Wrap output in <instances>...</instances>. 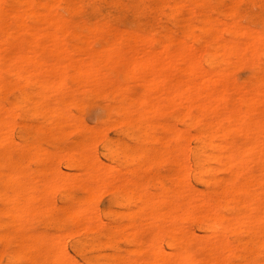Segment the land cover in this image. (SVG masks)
Instances as JSON below:
<instances>
[{
	"label": "bare ground",
	"instance_id": "1",
	"mask_svg": "<svg viewBox=\"0 0 264 264\" xmlns=\"http://www.w3.org/2000/svg\"><path fill=\"white\" fill-rule=\"evenodd\" d=\"M11 1H13V3ZM198 1L199 0H181L179 3L175 2L174 5H168L166 7L167 13L172 17H176V9L178 6L184 7V5L189 2ZM253 1L256 5L264 8V0ZM60 4H62V0H51L50 2L38 4L39 6L36 7L37 4L33 0H25L24 2L22 0H0V18L3 14H8L13 17L15 23L20 28H24L27 38L30 39L26 42L27 45L18 58V62L11 60V62L7 64L8 69L15 73L19 77V80L26 84L28 89L23 92L19 102L16 103V107H32L37 111L38 108L49 105L50 95L53 93L54 86L57 84L62 90L65 83L63 78H70L80 84H85L89 90H103L107 83L105 75L103 74L105 67H109L112 71H117L119 67L124 68L126 71L131 70L132 72L130 71V74L126 77V81L131 82L134 76L133 73L137 70L136 67L141 62V67L149 69V72L138 78V83L143 88L140 98L134 99L127 97L126 93L129 86L114 88L115 85H111L113 86L115 97L122 98L123 103L120 115L124 118H129V116L133 117L134 114L137 113L138 118H134V121L141 123V126L144 124L148 130H151L153 127L161 128L163 132L162 136L156 137L148 133L146 135V140L160 142L164 144V149H143L142 155L149 156L152 162H158L161 158L168 157V159H171L177 165V168L168 182H164L161 177H157L160 186L156 193L149 194L145 191L141 192L137 188L138 183L126 186L125 191L132 195L130 198L134 199L135 204L130 205L128 203L129 201H127V203L122 201L118 202L122 205L123 210H112L111 213L113 216L123 215L125 221L117 225L116 229L139 234L141 232L142 213H145L147 209L155 211L157 216L152 219V224L154 227H158L159 229L157 231L160 232L154 234L151 243L154 264H195L197 260L195 249L201 247L210 252L209 256L200 259L201 263L222 264V262L228 259L236 249L235 244L230 243V245H228L218 241L219 238L217 236L220 238L222 236L226 237V233L224 234L222 232L230 229H253L252 232L255 231L257 233L256 230H259L264 234V189L262 188L261 178L258 176L260 174H256V172L261 174L264 172V121L263 119H258L259 117L256 119L252 118L250 115L252 109L264 103V79L259 78L258 82L254 84L250 90L246 91V89L243 90L238 86L240 84L237 86L231 84L233 87L230 86V84L225 81L226 77L223 76L232 71L236 72L238 68L241 69V64L244 62L250 63L253 67H259V59L264 57V15H262L259 27L256 29L251 28L249 25H243L237 21L229 23L221 16H207L205 22L204 20L201 23L194 22L192 24H187L184 29L182 28V37L179 39H176L173 35L164 33L165 40L161 44V50L157 46L159 45V32L150 36L140 31H128L123 34L115 33L117 35L114 34L110 37V41L103 51L97 52L98 49L91 48L92 59L83 60V58L78 60L80 57L82 58V56H78L79 58L75 56L77 60H74L70 56L72 52H70L71 49L69 45L64 42L66 41L64 39L67 34V23L64 19L66 16L63 18L53 11L54 8ZM22 9L24 10V14L20 13ZM192 14L193 13L189 15ZM230 14L233 17L240 16V14L234 10H232ZM31 20L40 22L37 26L39 28L38 30H34V26L31 27L26 24L27 21ZM202 25L206 32L211 33L212 37L210 41L204 42L202 54L200 53L201 55H198L194 52V44L199 42L197 30L200 29ZM43 29L47 30L41 32ZM18 36L19 32L2 34L0 44L3 45L6 50L12 45L8 40ZM20 40H25V38ZM45 40L48 41L45 43ZM204 41L206 40L204 39ZM132 43H134V45H139V48L134 56L130 57L128 54L129 51L133 49H131V47L134 46ZM176 44L178 48H176ZM149 46H151L152 49L148 48ZM47 54L59 55L63 57L64 61L62 63L52 62L47 59ZM84 57L86 58V56ZM4 58H10V56L0 52V60ZM176 59H179L181 63L178 64ZM44 69L58 72V77L60 78L54 80L50 77L40 76V74H43L42 70ZM174 69H180L178 76L173 74ZM240 69H238V71ZM216 74L221 76L216 77ZM17 76L16 78H18ZM218 84H221L222 87L218 88ZM234 100L238 103V107L230 108L229 105L231 101ZM177 106L182 107L180 120L183 122L184 128L179 129L180 127L175 126L173 122H164L160 124V126H157L155 124L156 122L153 123L152 118H157L162 114L165 115V112ZM12 114H15V112L11 111V115ZM44 116L52 122L53 128L60 130L62 135L66 132L65 125L58 123L56 119L71 117L70 113L67 112V108L65 110L61 106L54 105L44 112ZM15 118L16 117H14V119ZM2 120L3 119H0V146L9 145L17 141L11 134L14 125L12 126V123L10 124L9 121L4 120L9 123L5 124V131H2ZM129 123L132 124V122ZM199 125L201 126V128H199L200 130L196 135L193 134L194 136H192L190 134V129L192 127H198ZM167 136H169V138L166 141ZM238 136L244 137L245 140L243 139L244 141L242 142L241 140L242 143H239L237 141ZM190 139L198 143L195 148H193L194 146L190 147L191 145L189 144H187V146L186 144H179L180 140ZM39 140L38 138V141ZM16 143L18 144V141ZM25 146L28 145L26 144ZM20 147L22 148L23 146ZM125 147L126 146L121 144L106 145L111 155L121 154L122 156L123 154L127 159H131L128 148ZM208 148L210 152H208ZM35 149L37 150L36 159L39 161L44 159L53 161V156L50 155V152L48 153L47 150H40L38 148ZM102 156L104 157V155ZM192 156L196 159L195 168L191 167L187 162L189 161L187 159ZM58 158L56 157L54 159L57 160ZM99 158L92 155L91 151L86 148H73L69 151V159L71 161L75 160L74 162L78 163V165H80L82 169L84 168L89 174V176H87L89 178L82 179V182L89 188L87 190L92 191H89L92 194L99 191L94 186L95 181L98 183V180H101L106 184L109 183L108 178L104 174L106 170H104L105 165ZM10 162L0 158V199L3 203L2 212L4 215L13 218L11 222L0 221V229H4L0 232V240H20L21 243L27 245V248L23 249L22 253L30 264H73L72 258H68L66 255L67 251H64L62 241H60L62 239L57 237L52 238L51 240L55 243L53 244L54 246H51L44 254H38L34 251V248H36V245L46 241V236L43 235V233H41L42 235H34L31 239V244L29 241L32 236L28 235L29 233H25L21 236L15 234L21 223H18V219L28 213L34 214L38 212L41 208L40 204L42 205L46 201V196H48L46 194L51 191L53 192L54 189L55 191L58 190L56 188L67 183L68 179L50 170L41 171L39 172L40 176H30V180H36L37 177L41 178L42 185L40 189L28 193L27 189H25V184L23 187V168H19L17 176L10 175L11 173L9 174L6 171V167L11 165ZM56 168L58 167H55V169ZM75 168L76 167H74V169ZM253 170H255V172ZM218 172H226L228 173V177H219L217 175ZM194 173H196V178L199 179V181L201 180L203 181L202 183H208V189L210 190L208 195H205V190L203 188H201L203 192L192 190L190 180ZM207 174H212L213 176L210 180L208 178L206 179L208 181L204 182ZM130 175L132 176V174ZM4 180H7L6 182H8V184H6ZM77 181H79V178ZM2 183H4V185ZM26 184H28V182H26ZM13 186L16 188H13ZM194 188L196 187L194 186ZM121 189L123 188L121 187ZM212 197L217 200L224 199V201L236 200L244 204L243 206L246 204L248 206L245 210L246 214H242L247 216L235 218L237 220H232L230 217L228 218V216H221L218 210L210 208L212 206L206 207L209 204V198ZM155 198L160 201L155 203ZM165 202L168 204H162ZM217 202L218 201H215V204ZM91 208L83 207L69 212L74 218H78L80 221H84V223L87 222L88 224L86 225L88 227H100L101 224L96 219L99 216L96 214V217L93 218V216L90 215V213L94 212L91 211ZM209 212L216 213L213 219L215 224L211 230L209 229V231H212L215 235L211 233V235H213L212 237L207 236V240L202 239V241H200L195 238V232L193 233L194 230H190L191 228L188 229V225L193 218L192 214ZM180 213L188 214V217H180ZM210 216L207 215V217ZM211 218L210 221L212 220ZM84 228L77 230H83ZM165 230L170 232L171 239V241L167 243L169 245L166 244L167 247L175 249V251L180 250V253H178V251H176L177 253L168 251L170 252L168 253L166 250H162V243L166 240L163 234ZM243 232H245V230H243ZM246 233L247 231L245 234ZM127 234L130 233L127 232L126 235ZM206 235L207 233L205 236ZM251 235L248 237H251ZM214 236H216L217 239H215ZM223 237L221 239H224ZM197 238L199 237L197 236ZM247 238L244 240H247ZM107 240H109V238ZM135 242L137 245L141 246L139 238H135ZM257 242H259V239ZM238 243L240 244V242ZM244 244L247 243L243 241V245ZM256 245H258V243H256ZM146 248L147 247H144V249L141 250L144 251ZM111 249L114 250L113 248ZM134 249L138 250V254L141 253L139 252L140 249ZM164 251L167 252L169 256H166L167 254ZM216 251L221 252V255H217ZM14 255L15 254H13V256ZM126 256L127 255H125V257ZM117 257L118 254H114L113 260L115 264H118ZM140 261L143 262V260ZM235 264H248V262L246 258L242 256Z\"/></svg>",
	"mask_w": 264,
	"mask_h": 264
},
{
	"label": "rangeland",
	"instance_id": "2",
	"mask_svg": "<svg viewBox=\"0 0 264 264\" xmlns=\"http://www.w3.org/2000/svg\"><path fill=\"white\" fill-rule=\"evenodd\" d=\"M22 1L24 2L25 0ZM33 1L36 2L37 7L40 4L48 1L50 2L51 0ZM180 1L181 0H62V4L55 7L53 11L56 12V14L61 15L63 18L64 16H66L64 19L67 23V34L64 39L66 41L64 42L69 45L71 49L70 52H72V54L70 53V56L74 60H77L76 58L78 56H82V58L80 57V59L78 60H81L83 58V60L92 59L93 56L91 53V48H94L96 50L98 49L97 52L103 51V49H105V47L109 43L110 37L115 33L123 34L127 33L128 31H140L145 35L150 36L156 32H159V45L157 46L160 48L161 44L165 40L164 33L173 35L176 39H179L182 37L181 32L187 24H192L194 22L201 23L203 22V20L205 22L207 16H221L229 23L237 21L243 25H249L251 28L256 29L259 27L262 15H264V8L256 5L253 0H199L198 2H189L184 5V7L178 6L176 9V17L170 16L167 13L166 7L168 5H174L175 2L179 3ZM11 2L13 3V1ZM184 8L186 9V11ZM232 10L238 12L240 16H231L230 12ZM20 13L24 14V10L22 9ZM191 13L193 14L189 15ZM26 24L31 27L34 26V30H38L39 28L37 26L40 24V22L31 20L27 21ZM46 30L43 29V31L41 30V32H44ZM11 32H19L18 37L8 40V42H10L12 45L5 50L4 46L0 44V48L3 49H0V52L10 56V58H4L0 60V119H3V125L1 126L2 131H5L6 123L10 122V124L12 123V126L14 125L11 134L14 139L18 141V144L16 143V141L9 145L7 144L0 146V158L8 160V162L11 161V165H8L7 167L5 166L6 171L9 174L11 173L10 175L17 176L19 168H23V187L25 184V189H27L28 193L40 189L42 185L41 178L37 177V179L40 181H38L37 179L30 180V176H40L39 172L41 171L50 170L52 172H55V174L68 179L67 183H65L61 187L56 188L58 190L55 191L54 189L53 192L51 191L46 194L48 195L46 196V201L42 205L40 204L41 208L38 210V212L34 214L28 213L18 219V223H21L19 224L20 227L18 230H16L15 234L21 236L25 233H29L28 235L32 236L29 241L31 244V239L34 235H40L41 233H43V235H45L47 239L45 238L46 241L39 245H36V248H34V251L38 254H44V252L48 251L51 246H54L53 244L55 243L51 240L52 238L57 237L59 239H62L60 241H62L64 251L68 252V254L66 252V255L68 258H72L73 264H115L113 256L116 253L118 254V264H154V256L153 252H151V243L153 241L154 234L158 232L157 230L159 228L153 226L152 219L157 216V213H155V211H152L151 209H147V211L145 213H142L141 215V232L139 234H135L127 231L130 233L127 235L126 231H119L116 229L117 225L125 221V217L123 215L113 216L111 213L112 210H123L122 205L118 203L119 201H122L124 203H127V201H129L128 203L130 205L135 204L134 199L130 198L132 197V195L125 191L126 186H129L133 183H138L137 188L141 192L145 191L149 194L156 193L158 192L160 186L157 181V177H161L164 182H168L169 178L173 175L175 169L177 168V165L171 159H168V157L161 158L158 162H152V159L149 156L142 155L143 149H164V144L157 141L146 140V135L148 133L156 137L162 136V129L153 127L151 130H148L144 124L142 125V127L141 123H137L136 121H134V118H138L137 113H135L133 117H122L120 115L123 103L122 98H116L114 89L112 88L114 85V88H119L120 86H129L126 93L127 97L134 99L140 98L143 88L138 83V78L142 75L147 74L149 72V69L142 68V64L140 62L136 67L137 70L135 72L133 71L134 76L132 81L128 82L126 81V77L130 74L131 70L126 71L124 68L119 67L117 71H112L109 69V67H105L103 70V74L105 75L107 83L105 84L104 89L99 91L89 90L85 86V84H80L70 78H63L65 83L62 87V90L59 85L56 84L54 86L53 93L50 95L49 105H44L41 108H38L37 111H35L32 107L20 106V108H17L16 103L19 102L23 92L28 89L26 87V84L21 82L19 80V77L8 69L7 64H9L11 60H13L14 62H18V58L23 52L24 47H26L27 45L26 42H28L30 39L27 38L24 28H20L15 23L13 17L8 14H3L0 18V41L2 34ZM197 34L199 36V42H197V44H194V52L198 55H201L204 42L210 41L212 36L211 33L205 31L203 25L200 26V29L197 30ZM24 38L25 40H20ZM204 39L206 41H204ZM47 41L48 40H45V43ZM132 44L134 45V43ZM175 46L176 48H178L177 44ZM138 48L139 45L135 44L133 47H131L132 51H129L128 55L130 57L134 56ZM148 48L152 49L151 46H149ZM75 56L77 57L75 58ZM84 56H86V58ZM46 57L52 62L62 63L64 61L63 57L56 54H47ZM259 60V67H253L250 63L247 62L242 63L241 69L238 68L240 69L239 71L237 69L236 72L232 71L231 73L223 75L224 77H226L225 81H227L232 87L234 84L235 86L240 84L238 86H240L243 90H250V88H252V86L258 82L259 78L264 79V57H261ZM176 62H178V64L181 63L179 59H176ZM179 70L180 69H174L173 74H176V76H178ZM42 73L43 74H40V76L47 78L50 77L54 80L60 78L58 77L59 73L53 70L44 69L42 70ZM16 76L18 78H16ZM215 76L220 77L221 75L216 74ZM217 87L221 88L222 85L218 84ZM29 91L31 92L30 88ZM234 101H231L232 104L230 103V108L238 107V103ZM54 105L61 106L65 110L67 108V112L71 115V117L69 118L56 119L58 123H62L65 125L66 132H64L63 135L61 134L60 130H58L57 128H53L52 122L48 120L46 116H44V112ZM11 111H14L15 114L11 115ZM181 112L182 107L177 106L174 109L165 112V115L162 114L157 118H152V120L153 123L156 122L155 124L157 126H160V124L164 122H173L175 126L180 127L179 129H182L184 128V124L180 120ZM250 115L252 118L256 119L257 117H259L258 119H263L264 121V103L256 106L255 109H252ZM14 117L16 118L14 119ZM4 120L9 122H5ZM129 122H132V124H130ZM199 128H201L200 125L198 127H192L190 129V134L192 136L196 135V133H198V131L200 130ZM38 138L40 139L39 141ZM168 138L169 136L166 137V141L168 140ZM243 139L245 140V138L242 136L237 137V141L239 143H242L244 141ZM193 141L194 140L191 139L180 140L179 144H186V146L187 144H189L191 145L190 147L194 146L193 148H195L198 143L196 141ZM26 144L28 146H25ZM108 144H121L126 146L125 148H128V153L131 155V159H127L125 156H123V154L122 156L121 154L111 155L106 148V145ZM20 146L23 147L21 148ZM35 148L45 151L47 150L48 153L50 152V155L53 156V161L47 159L39 161L38 159H36L37 150ZM73 148H86L91 151L92 155H94L95 157H100L99 159L105 165L104 170L106 169L104 171V174L108 178L110 184H106L101 180V182L98 180V183L97 181H95L94 186L99 191H96L95 194H92L91 190H87L89 188L85 186V184L82 182V179L89 178L87 177L89 176V174L85 171L84 168L82 169V167L78 165V163H75V160L71 161L69 159V151ZM208 152H210L209 148ZM102 155H104V157ZM56 157L59 158L56 160L54 159ZM192 157L187 159L189 160L187 162L191 167L195 168L196 159L194 158V156ZM64 162L67 164H65ZM55 167L58 168L55 169ZM74 167L76 168L74 169ZM112 168H116L117 170ZM109 171L113 173H110ZM253 171L255 172V170ZM262 173L263 174L256 172L257 175L260 174L258 176L259 178H261L262 188L264 189V172ZM130 174H132V176ZM195 174L196 173L191 176L190 180V186L192 190L203 192V190L201 189L203 188L205 190V195H208V192L210 191L208 189V183H202L203 181L201 180L199 181V179L196 178ZM217 175L222 178L228 177V173L226 172H218ZM212 176V174H207L205 176L204 182L208 181L206 180L208 178L210 180ZM78 178L79 181H77ZM26 182H28V184H26ZM4 183L2 184L4 185ZM6 184H8V182H6ZM112 186H114L115 188ZM194 186L196 188H194ZM14 187L15 186H13V188ZM121 187L123 189H121ZM32 188L35 190H33ZM154 200H156L154 201L155 203H158L157 201H160L156 198ZM215 201H218L219 203L217 202L215 204ZM162 204L167 205L168 203L165 202ZM209 204L206 207L212 206L210 207L211 209L218 210L221 216H228V218L230 217L232 220H237L235 218H242L247 216L243 215L242 213L246 214L245 210L248 206L246 204L245 206H243L244 204L236 200L224 201V199L217 200L212 197L209 198ZM238 204H241L242 206ZM83 207L93 208H91V211L94 212L90 213V215L95 218L97 214V216H99L98 218H101H96L101 224L100 227H88L86 225L88 224L87 222L84 223V221L82 222L80 221V219L74 218V216L69 212L71 210H78ZM2 209L3 203L0 199V221L11 222L13 218L4 215ZM212 213L214 212L192 214L193 218L188 225V229L191 228L190 230H194L193 233L195 232L194 236L196 239L200 241H202V239L207 240V236L212 237L213 235H215L212 233V231H209V229L211 230L215 224L213 219L215 218L216 213ZM205 214L211 216L207 217V215ZM187 215L188 214L180 213V217L183 218L188 217ZM210 218L212 219V222L210 221ZM82 224L85 228L82 226ZM82 228L84 229L77 230ZM3 230L4 229H0V232ZM243 230H245V232L247 231V233L245 234ZM243 230H226L222 232L224 234L226 233V237L222 236L224 239H221L222 237L220 238L216 235L219 238V242L228 245H230V243L236 245L234 253L231 254L228 259L223 261L222 264H235L242 256L246 258L248 264H264V234H262V232L259 230H256L257 233L255 231L252 232L253 229ZM206 233L207 235L205 236ZM211 233L213 235H211ZM163 234L166 240L162 243V250L164 249L167 252L174 251L175 253H177L176 251H178V253H180V250L175 251V249L167 247V245H169L167 243L171 241L170 232L168 230H165ZM250 235L251 237H248ZM197 236L199 238H197ZM216 236H214L215 239H217ZM108 238L109 240H107ZM135 238H139L141 246L136 244ZM246 238L247 240H249H244ZM258 239L259 242H257ZM243 241L247 244L243 245ZM238 242H240V244ZM256 243H258V245H256ZM16 247L19 249H17ZM110 247L114 250H112ZM144 247L147 248L144 251L141 250L144 249ZM25 248H27V245L21 243L20 240H0V264H30L28 259L24 258L25 256L22 253V250ZM134 248L140 249L139 252L141 253L138 254V250ZM167 252H165L167 254L166 256H169L168 253L170 252ZM13 254H15L16 256L14 255V257ZM209 254L210 252L203 247L195 249V255L197 259L195 264H203L201 263L200 259L206 258L207 256H209ZM216 254L221 255V252L216 251ZM125 255L127 256L125 257ZM140 260H143V262Z\"/></svg>",
	"mask_w": 264,
	"mask_h": 264
}]
</instances>
